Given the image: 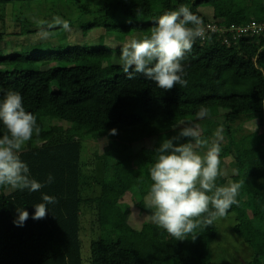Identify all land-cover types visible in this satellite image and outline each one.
I'll return each instance as SVG.
<instances>
[{
    "label": "trees",
    "instance_id": "16d2710c",
    "mask_svg": "<svg viewBox=\"0 0 264 264\" xmlns=\"http://www.w3.org/2000/svg\"><path fill=\"white\" fill-rule=\"evenodd\" d=\"M182 4L202 19L205 31L181 62L187 86L164 91L140 74L128 79L119 60L121 41L150 34L156 17ZM57 15L70 22L74 35L58 27L49 39L32 44L39 38L35 21ZM251 23L257 32L238 34ZM263 28L264 0H0V97L9 89L21 94L40 132H33L20 158L38 182L54 177L36 192L0 187V264H209L214 221L197 228L195 240L172 245L174 237L151 221L146 196L162 140L189 122L211 139L220 123L208 116L216 112L228 141L221 145L223 175L216 183L226 185L227 167L232 182L242 185L239 203L223 217L236 218L237 236L255 253L250 264H261ZM76 33L98 34L96 44L63 45L58 39L64 35L69 41ZM113 36L121 41L106 44ZM6 40L11 52L5 51ZM26 45L31 51H16ZM247 82L249 92L243 93ZM201 106L208 115L198 119ZM255 120L258 127L247 132L248 145L242 147L238 131ZM113 128L116 135L109 134ZM166 129L174 133H161ZM5 132L0 122V137ZM86 143L95 150L89 175L81 156ZM43 194L58 202L47 205L46 218L34 220ZM16 208L30 214L22 227L13 223Z\"/></svg>",
    "mask_w": 264,
    "mask_h": 264
},
{
    "label": "clouds",
    "instance_id": "9594fccd",
    "mask_svg": "<svg viewBox=\"0 0 264 264\" xmlns=\"http://www.w3.org/2000/svg\"><path fill=\"white\" fill-rule=\"evenodd\" d=\"M137 12L139 15V9ZM35 23L41 40L49 39L58 27L70 30V22L58 15ZM204 36L202 19L182 4L178 9L156 17L150 34L134 37L121 47L122 70L128 79L140 74L164 91H170L176 85L186 87L188 82L183 78L181 62L191 52L195 41ZM0 91H3L2 87ZM207 115L208 109L204 106L196 113L198 119ZM0 122L6 129L0 137V187L36 192L45 184H51L54 180L51 174L45 182H38L20 158L33 132L38 135L40 128L36 117L25 110L18 91L9 89L0 97ZM109 134L116 135L117 130L113 128ZM223 140L222 129L218 128L211 139L202 138L198 126L189 122L187 126H181L176 135L163 139L155 150V161L149 169L152 184L146 203L153 210L151 221L176 240L189 237L195 240L197 228L211 225L215 219L225 216L232 205L239 203L237 196L241 183L230 182L225 186L216 183L223 175L220 169ZM42 200L34 205L31 217L34 220L46 218L47 205L58 202L47 194L42 195ZM16 212L18 215L13 223L22 227L30 214L25 208H16Z\"/></svg>",
    "mask_w": 264,
    "mask_h": 264
},
{
    "label": "rangeland",
    "instance_id": "374dc122",
    "mask_svg": "<svg viewBox=\"0 0 264 264\" xmlns=\"http://www.w3.org/2000/svg\"><path fill=\"white\" fill-rule=\"evenodd\" d=\"M35 1H33L32 3H34ZM202 11H206L207 10H202ZM78 33L80 34V32L78 31ZM78 33H76V35L69 39V41H67L64 37V35H59L58 39L61 42V44L63 45H72L75 42L79 43L81 45H85V44H96V40L94 38H97L98 34H89L88 37H81ZM73 36L74 35V30H70L69 31V36ZM113 39V40H112ZM112 39L108 40L109 42H106V44L109 45H115V42H120L121 40H117L115 38V36L112 37ZM41 39H37L34 38L32 39V44L39 42ZM129 40H122L121 42H123V44L127 43ZM21 48V47H20ZM20 48H17L16 51L19 52H28L31 51L32 46L31 45H26L25 47H22L21 50H19ZM6 52H11V44L7 43V47L5 48ZM248 85L243 86V88L241 89V91L243 93H247L249 92V83L247 82ZM216 113H210V115L208 116L209 118H213L212 121L213 122H219L220 123V129H222V134L225 133L224 131V124H222V120L221 118H217L214 117ZM203 119V118H200ZM207 118H205L206 120ZM208 121V119H207ZM258 121L255 120V122H246L245 125H243V128H241L240 131H238L240 135V139L244 140L246 138V142H244L243 144L240 142L241 146L244 147L246 145H248L247 140L249 138V131L251 130H256L258 127ZM207 128H211L210 125H206ZM263 127H264V123H263ZM255 128V129H254ZM243 130V132H241ZM179 131V129L177 130ZM200 131V130H199ZM168 133V134H172L174 133V131L171 130H165L161 133ZM263 132V133H262ZM261 133H259L260 135L264 134V131H262ZM245 133V134H244ZM101 143V142H99ZM228 143V141L226 142L225 140H223L222 145L225 146ZM99 145V144H98ZM93 145L90 143H86L83 146V151H82V162L85 164L86 169L84 170V173H86L87 175H89L90 173V169H93L94 167V163H92L93 160V154H94V149L92 147ZM100 147V146H99ZM229 160V158H228ZM223 162L225 163V165L227 164V160L223 159ZM117 163V161H113V165H115ZM220 163H222L220 161ZM222 169H226L224 173H226V178H227V182L226 185L229 184L230 182H232V180L229 178V170L227 169V167H224ZM231 169V168H230ZM232 171V170H231ZM233 182H237L236 180H234ZM233 215H229L227 217H219L217 219L214 220L215 226L217 228V236L215 238V240L213 241V243L210 244L209 246V251H210V257H209V264H250L252 261H254L255 257V253L253 251V249L247 244L245 243V241L237 236V233L234 230V226L237 223L236 218ZM86 226V231L89 232L88 226L87 224H85ZM163 239H165V237H163ZM167 240V238L165 239ZM170 243L172 245L175 246H179L181 244L180 240H176L175 238L170 240ZM83 254H85V248L83 250ZM85 256V255H84ZM261 264H264V255L261 259H259Z\"/></svg>",
    "mask_w": 264,
    "mask_h": 264
},
{
    "label": "built area",
    "instance_id": "2783aa9c",
    "mask_svg": "<svg viewBox=\"0 0 264 264\" xmlns=\"http://www.w3.org/2000/svg\"><path fill=\"white\" fill-rule=\"evenodd\" d=\"M256 28H257V26L254 24V23H251L250 24V27L248 26V27H246L244 30H241V29H238V34H240L241 32H244V31H246V30H251V31H255V32H257L256 31ZM264 29V28H263ZM259 30H262V29H260L259 28Z\"/></svg>",
    "mask_w": 264,
    "mask_h": 264
}]
</instances>
